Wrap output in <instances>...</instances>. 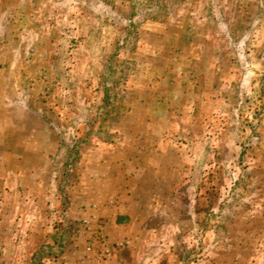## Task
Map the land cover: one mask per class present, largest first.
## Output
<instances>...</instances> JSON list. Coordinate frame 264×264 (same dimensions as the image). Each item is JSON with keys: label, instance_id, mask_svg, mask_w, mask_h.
Returning a JSON list of instances; mask_svg holds the SVG:
<instances>
[{"label": "rangeland", "instance_id": "374dc122", "mask_svg": "<svg viewBox=\"0 0 264 264\" xmlns=\"http://www.w3.org/2000/svg\"><path fill=\"white\" fill-rule=\"evenodd\" d=\"M39 252L264 264V0H0V264Z\"/></svg>", "mask_w": 264, "mask_h": 264}, {"label": "built area", "instance_id": "2783aa9c", "mask_svg": "<svg viewBox=\"0 0 264 264\" xmlns=\"http://www.w3.org/2000/svg\"><path fill=\"white\" fill-rule=\"evenodd\" d=\"M128 243V241H125V242H123V241H117V242H115V246H113V249L115 248V247H121V246H123L124 244H127ZM91 248L90 247H87V250L89 251ZM109 252H110V248L109 247H104V248H102L101 249V251H100V253L98 254V258H104V257H106L108 254H109Z\"/></svg>", "mask_w": 264, "mask_h": 264}, {"label": "trees", "instance_id": "16d2710c", "mask_svg": "<svg viewBox=\"0 0 264 264\" xmlns=\"http://www.w3.org/2000/svg\"><path fill=\"white\" fill-rule=\"evenodd\" d=\"M42 249L43 248H50V245H43L42 247H41ZM42 255L40 254V252L38 253V255L36 256V258H35V261H33L32 262V264H41L42 263V260H41V257Z\"/></svg>", "mask_w": 264, "mask_h": 264}]
</instances>
